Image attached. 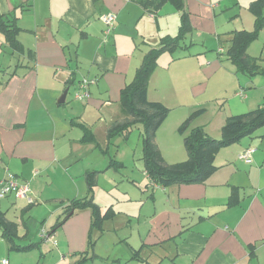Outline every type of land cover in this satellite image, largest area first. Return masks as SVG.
I'll return each instance as SVG.
<instances>
[{"label": "crops", "instance_id": "obj_1", "mask_svg": "<svg viewBox=\"0 0 264 264\" xmlns=\"http://www.w3.org/2000/svg\"><path fill=\"white\" fill-rule=\"evenodd\" d=\"M253 1L183 0L191 30L179 54L174 51L165 57V52L158 59L148 81V99L173 108L201 92L194 84L199 75L242 74L236 72L226 50L232 31L253 29L249 10ZM23 2L31 6L22 10L18 5ZM109 11L116 13V20L111 32L104 34L100 16ZM0 12L15 14L21 44L34 51L33 60L2 51L0 34V179L6 171L12 172L29 184L34 200L29 205L12 194L0 198L6 219L17 223L15 243L32 246L11 249L16 257L29 260L32 255L27 264L47 261L45 250L51 241L38 240V229L28 240L30 232H21V226L31 222L39 209L42 217L36 218H43L41 224L50 218L46 231L52 230L65 205L88 194L86 173L96 171L93 200L102 213L110 209L114 214L103 222L101 231H90V210L79 209L51 231L56 245L51 244L61 257L58 264H264V127L222 147L215 156L217 168L205 181L165 187L152 183L145 172L139 128L140 145L121 135L106 137L109 125L123 118L120 90L132 80L143 55L164 37L177 34L180 14L171 3L154 10L145 8L141 0H0ZM188 45H194L195 51ZM213 50L223 55L218 58ZM202 52L205 61L191 65ZM247 54L264 67V27ZM78 67L85 75L74 74L76 80L67 87L71 71L76 73ZM258 75L243 78L244 87L256 81L262 84L264 78L258 81ZM84 76L96 78L90 97L62 108L67 92ZM245 88L235 96L249 99ZM263 100L249 102L245 110ZM179 112L168 115L154 136L167 163L187 158L182 135L176 131L183 120ZM234 113L239 114H219L212 126L204 118L191 126H202L219 137L225 118ZM93 116L103 119V124L94 122ZM72 121L86 125L94 140L82 141L84 131ZM99 128L102 139L97 136ZM248 146L256 149L251 163L238 158ZM112 150L122 166H109L106 156ZM231 195L235 202L228 205ZM89 231L92 245H88Z\"/></svg>", "mask_w": 264, "mask_h": 264}, {"label": "trees", "instance_id": "obj_2", "mask_svg": "<svg viewBox=\"0 0 264 264\" xmlns=\"http://www.w3.org/2000/svg\"><path fill=\"white\" fill-rule=\"evenodd\" d=\"M166 2L171 3L179 11L180 25L177 34L173 37H164L158 46L150 48L143 55L142 61L136 68L132 80L120 90L119 105L123 118L111 123L106 133L108 140L115 135H121L126 139L133 128H139L145 172L152 183L164 187L173 183L205 181L216 170L215 156L222 147L239 141L244 136L253 133L258 127L264 125V100L252 110L227 116L220 128L219 137L209 135L202 126H194L189 129V119H186L179 125L177 131L182 135L187 158L175 163L165 162L161 151L154 142V136L158 127L166 119L170 109L162 102L150 101L148 99V81L158 64L159 57L165 52L173 53L177 48H183V39L191 30L188 13L184 10L183 0H141L145 8L154 10L159 9ZM30 6V2H23L18 5L22 10H26ZM263 8L264 0H254L250 3L249 10L254 16L253 29L232 31L230 45L226 50V56L235 65L236 72L248 77L258 74L264 75V67L260 65L258 59L250 57L247 54L249 45L258 38L260 30L264 27ZM19 32L20 27L17 25L15 14L13 12H0V34H2L4 39L1 50L9 52L11 55L23 54L29 60H33L34 51L31 49L26 50L23 47L18 38ZM74 74L75 72L72 70L70 78L66 81L67 87L72 85L76 80ZM94 84L89 86V93L91 92L90 87ZM201 111L203 113L204 108L194 111L192 115H196ZM72 123L83 129L82 141L94 140L93 133L86 125L74 121ZM114 164L122 166L114 157H111L109 159V166H113ZM95 173L96 171L86 173L88 194L82 198L72 199L65 205L62 218L52 227V230L46 231L48 235H52L51 231L61 226L74 211L85 208H88L91 213L90 231L92 229L102 230L103 222L110 218L114 212L108 209L102 213L99 206L93 200L92 192L96 182ZM229 198L228 205H232L235 202L233 195ZM0 228L1 235L6 239L9 249L23 251L32 247L31 245L20 246L15 243L14 238L18 236L17 223L7 220L5 212L1 210ZM90 231L88 245H92L94 242L93 239L91 240ZM249 248L252 252V245ZM135 255L137 253H134L133 256L135 257Z\"/></svg>", "mask_w": 264, "mask_h": 264}, {"label": "rangeland", "instance_id": "obj_3", "mask_svg": "<svg viewBox=\"0 0 264 264\" xmlns=\"http://www.w3.org/2000/svg\"><path fill=\"white\" fill-rule=\"evenodd\" d=\"M264 12V9H263ZM186 42H188V40H186ZM226 43V42H224ZM157 46V45H156ZM190 47V51H195L194 49L196 48L194 45H188ZM211 51V50H210ZM210 51H206V54H210L208 52ZM181 52L180 48H177L174 52V54H179ZM204 52L200 53L198 56V58L194 61H191V65L197 66L199 60L205 61L204 60ZM214 55L217 54V57L220 58V54L223 55L222 53H219L216 50H213ZM171 55L169 52L165 53V57ZM160 58V57H159ZM227 64H231V63H227ZM231 69V65H228ZM84 73V74H82ZM76 77H80L81 75H85V71L83 72V69H81V67L76 68V73H75ZM87 74V73H86ZM219 73H216L215 75L212 76H202L199 75V82L194 81V84L197 85V88L201 89V92L195 95H192L189 99V101L185 102L184 104L180 105V106H174L173 108L171 106H166L170 109L168 115L172 116L173 114H175L176 112H179L178 115L180 114L181 117H183V120L178 124L176 131L179 127V125L186 119H189V129L191 126L192 122L198 121L201 123L202 122V118H204L206 121L210 122V125H214L215 120L218 118L219 114H225V113H229L230 111L236 112V113H242V112H246L249 111L253 108L256 107L257 104H254V107L249 109V110H245L248 103L249 102H256L258 100L263 99L264 97V91L263 86H264V82L262 84H258V82L256 81L253 85L251 84V86L249 88H245L244 85H246L245 83H242V79L243 78H248V76H245L243 74H238V73H234V71H230V72H226L224 76V78H220ZM253 78V77H252ZM255 78L258 79V81H260L259 79H263L264 76L262 75H258ZM254 78V79H255ZM253 79V80H254ZM262 82V81H261ZM241 88H245L244 91L246 92V94L249 96V99H242L235 96V92L237 90H240ZM74 90V88H73ZM73 90H71L70 92H67V99L65 101V103H63L62 108H69L71 106H74L77 104V101H74L72 98V92ZM250 92H252L251 94H255L256 95V99L255 100H251V94ZM263 95V96H262ZM60 97V96H59ZM204 108V111H206V113L204 115H202V111L200 113H197L196 115H192L194 113V111L198 110V109H202ZM206 109V110H205ZM203 111V113H204ZM172 114V115H171ZM235 114V113H234ZM167 115V117H168ZM166 117V118H167ZM173 117V116H172ZM93 121L94 122H99V124H103V119L98 120L99 118H97V116H93ZM169 125V129L172 130L173 126H172V122L168 123ZM264 126H261L259 128L256 129V131L260 130L261 128H263ZM173 131L175 132V130L173 129ZM103 128H99L97 129V136L98 139H102L103 136ZM138 133V129L135 127L133 128L132 132L130 133V138L127 137V140L129 143L131 144H136L138 143L140 145V140L139 138L136 137V134ZM177 133H179L177 131ZM220 135V134H219ZM246 137V136H244ZM243 137V138H244ZM256 139H259L258 137ZM136 144V145H138ZM158 146V145H157ZM254 147V146H252ZM159 148V147H158ZM255 148V147H254ZM160 150V149H159ZM113 150L111 152V157H113L112 155ZM176 155V157H182L181 155L179 156V154H174ZM109 156L107 154L106 159L109 160ZM164 158V157H163ZM165 160V159H164ZM183 161V160H182ZM166 162V160H165ZM177 162V161H175ZM175 162H171V163H175ZM54 216H56L54 214ZM36 217H42V212L38 209L37 211H35V214H33L32 216V220L31 222L27 223L25 226H21V232L24 231V229H28V233L30 232V235H27V239H33L36 233V238L38 240H40V233L44 230H48L49 226H50V218L47 219V221L44 224H41V220L40 218H36ZM57 217V216H56ZM33 234V235H32ZM6 239L4 238V236L1 235V228H0V263L2 259H6L9 264H27L30 263V260H33L34 257L32 255H28L29 256V260H24L23 255H18L16 257L15 252L11 251V249H9L8 243L5 242ZM45 241H51V243L54 244L53 240H45ZM56 242V241H55ZM49 243V244H51ZM49 244H47L49 247H47V250H45V254H46V262L40 261L38 264H58V260H61V257L59 255H56L55 253V246H50ZM56 245V244H54ZM10 253L11 257H8ZM23 258V259H22ZM33 264H37V262H33ZM73 264V263H72ZM75 264V263H74Z\"/></svg>", "mask_w": 264, "mask_h": 264}, {"label": "built area", "instance_id": "obj_4", "mask_svg": "<svg viewBox=\"0 0 264 264\" xmlns=\"http://www.w3.org/2000/svg\"><path fill=\"white\" fill-rule=\"evenodd\" d=\"M100 20L104 25V34H109L113 29L114 22L116 20V13L109 11L100 16ZM222 49H220L221 51ZM96 79L94 77H82L78 81V85L74 89L72 95L73 99L76 101H86L90 97L89 86L94 84ZM264 91V86H263ZM242 95V91L238 93ZM255 148L252 146L246 147L240 152L238 158L245 163L252 162V155L255 152ZM8 194H13L18 199H25L27 202H33V197L31 196V189L27 182L20 181L15 174L10 171H6L4 177L0 179V198L5 197ZM40 237L45 240H53L54 244L56 243L53 239V236L48 235L46 230L40 233ZM1 264H7L6 259L1 260Z\"/></svg>", "mask_w": 264, "mask_h": 264}, {"label": "water", "instance_id": "obj_5", "mask_svg": "<svg viewBox=\"0 0 264 264\" xmlns=\"http://www.w3.org/2000/svg\"><path fill=\"white\" fill-rule=\"evenodd\" d=\"M66 92H67V90H65L64 92H63V94H62V96H61V101L64 99V97H65V95H66Z\"/></svg>", "mask_w": 264, "mask_h": 264}]
</instances>
